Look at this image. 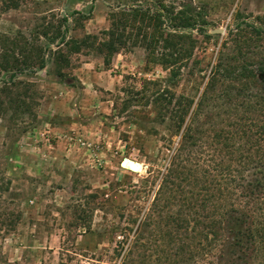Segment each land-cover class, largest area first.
Segmentation results:
<instances>
[{"label": "rangeland", "instance_id": "obj_1", "mask_svg": "<svg viewBox=\"0 0 264 264\" xmlns=\"http://www.w3.org/2000/svg\"><path fill=\"white\" fill-rule=\"evenodd\" d=\"M15 2V8L0 6V33L17 38L20 33L29 39L38 35L35 42L43 48H55L56 40L50 43L49 37L57 28L64 29L66 39L102 37L109 26L108 14L120 9H140L144 19L155 12L170 17L190 9L187 14H193L203 30L200 34L196 28L184 30L196 42L172 83L166 80L167 70L134 39L137 21L129 20L125 31L130 36L107 67L94 49L82 46L78 52H64L68 65L58 76L53 56L44 50L42 69L17 73V79L34 90L30 111L0 116V264H92L95 258L100 259L98 264H119L134 230L152 244L143 213L180 141L167 116L155 114L151 95L165 88L174 97L192 98L194 108L217 50L223 42L229 46L228 31L244 21L264 25V0ZM170 19L153 25L152 20L148 28L172 32ZM154 47L157 55L161 43ZM229 110L222 97L201 106L188 142H198L207 120H217ZM124 159L139 163L140 170L122 166ZM252 172L244 173L246 180ZM82 226L89 232L82 233ZM225 227L214 254L227 248L233 228ZM111 228L118 231L113 234ZM121 235L124 240L115 247L119 254L110 261ZM84 245L91 248L83 249ZM193 264L205 263L199 259Z\"/></svg>", "mask_w": 264, "mask_h": 264}, {"label": "trees", "instance_id": "obj_2", "mask_svg": "<svg viewBox=\"0 0 264 264\" xmlns=\"http://www.w3.org/2000/svg\"><path fill=\"white\" fill-rule=\"evenodd\" d=\"M0 6L7 10L15 8L16 2L0 0ZM187 12L177 10L170 16L172 32H161L148 27L152 20L153 25L169 19L166 13L155 12L144 19L137 8L114 10L108 14L109 26L100 38L85 34L66 39L64 29H55L49 37L50 43L56 40L54 49L36 43L38 35L29 39L20 33V38L0 33V116L30 111L34 90L18 80L17 73L42 69L44 50L53 56V71L58 76L64 75L62 67L68 65L64 52H78L82 46L94 49L107 67L112 54L130 36L125 31L129 20L138 22L134 39L144 45L154 63L167 70L166 80L172 83L196 42L184 30L203 31ZM61 22L63 25L65 18ZM40 33L45 37L46 27ZM228 33L229 46L223 42L217 50L194 108L192 98L174 97L165 88L151 95L155 114L167 116L173 134L180 133V141L143 213V225L151 227L152 244L143 242V232L135 234L134 230L119 264H149L150 259L152 264H193L199 259L205 264H264V25L244 21ZM158 43L162 50L156 55L153 49ZM221 97L231 110L217 120L208 119L198 142H188L201 106ZM250 169L253 177L246 180L244 173ZM228 224L233 230L227 248L214 254ZM82 227V233L89 229ZM114 229L113 234L118 231ZM123 240L122 235L115 240L108 260L116 258L119 250L115 247ZM94 261L92 264H98L100 259Z\"/></svg>", "mask_w": 264, "mask_h": 264}, {"label": "water", "instance_id": "obj_3", "mask_svg": "<svg viewBox=\"0 0 264 264\" xmlns=\"http://www.w3.org/2000/svg\"><path fill=\"white\" fill-rule=\"evenodd\" d=\"M218 30L219 29H214V31H218ZM126 164H132L133 170H136L135 167H134L135 164H136L135 162L129 161L128 159H124V160L121 161V165L122 166H126Z\"/></svg>", "mask_w": 264, "mask_h": 264}, {"label": "bare ground", "instance_id": "obj_4", "mask_svg": "<svg viewBox=\"0 0 264 264\" xmlns=\"http://www.w3.org/2000/svg\"><path fill=\"white\" fill-rule=\"evenodd\" d=\"M129 161H132V160H129ZM132 162H135V161H132ZM136 164H135V169L136 170H133V168H132V164H126V166L125 167H127L128 169H130V170H133V171H138V170H140V164L139 163H137V162H135ZM141 163V162H140ZM142 170V169H141Z\"/></svg>", "mask_w": 264, "mask_h": 264}]
</instances>
